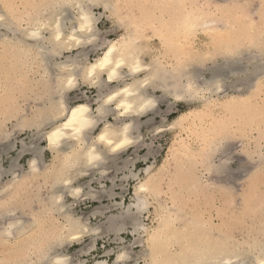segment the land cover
Segmentation results:
<instances>
[{"label": "bare ground", "instance_id": "1", "mask_svg": "<svg viewBox=\"0 0 264 264\" xmlns=\"http://www.w3.org/2000/svg\"><path fill=\"white\" fill-rule=\"evenodd\" d=\"M133 1L138 2L137 9L141 12L139 18L133 17L131 21V16L121 14V18L128 21H123L126 32L117 39L103 40L99 43L100 32L97 23L103 14L97 15L98 17L95 16L93 8L102 5L106 10H111L114 15L119 16L120 13L118 12L126 7L122 3L120 5L122 4L123 7H120L119 11V4L118 6L115 5V0H46L40 6L41 9L39 5H36V9L32 11L25 8L24 17H21L17 16L18 14L13 9L15 4L13 5L12 0H0V8L3 9L0 11V16L4 17L3 20H0V114L5 111L2 105L9 106V104L12 105V102H15L13 101L14 93L24 89L22 88L24 83L27 82L24 91L39 86L40 93L35 97L36 101L40 102L38 103L39 106L33 113H29L30 115L23 116V121L19 120L21 121L20 126H16V128L36 130L37 133L34 135V138H37L36 141L44 140L46 142L44 148L38 147V142L35 146L31 145V149H25L26 146H23V151L20 154L29 151L32 155V158L28 160V170L17 173L14 162L11 163L10 171L0 167V178L12 174V179H9L3 188H0V245L6 248V251H4L6 258L1 259L0 264H57V262L58 264H69V260L56 251L64 241H75L70 239V236H78L79 239L76 240L79 241L86 234H96V232H99V234L120 233L126 229V225L130 224L133 228L132 233L140 235L141 232H144L147 235L146 241L144 240L147 248L144 249V253L141 251L146 259L145 264H261L264 261V233L262 237L261 235L260 237L256 236L262 234L260 233L262 231H258V234L255 233V237L251 238L253 239L252 242L249 243L248 239L245 240L248 244L245 241V243H242L237 238L236 240L230 237V234L226 230L224 231L223 228V230L218 231V228H215L213 224H205L202 219L187 217V215L186 217L183 215L170 216L167 211H164L165 213L161 215L156 228L147 227L141 223L138 218L147 211V201L144 194L149 191L151 167L146 169L147 178L145 180L140 177L139 173H131V177L137 179L134 192L135 203L130 204L125 212L123 211L126 216L119 215V213L117 217H112L113 215L107 217L112 218L106 219V221H109L107 228L102 226L105 230L100 232V226L95 229L90 227L88 215L79 218L71 214L70 206L65 201L66 196H70L77 201L82 194V186L90 184L87 181V183L84 182L85 184L75 187V183L79 182L78 179L84 175L93 179L97 173L105 174L109 169L108 167H111V164L114 163V159H110V156L122 154L137 145L139 138H141L139 134L136 135L139 133L141 125L138 121L141 120V117L156 114V105L160 102L159 98H161L157 97L156 91H161L162 98L166 101L167 99H173L175 103L202 100L204 104H208L214 101L217 103L226 101L222 104L224 112L229 113L238 109L239 118H241L242 113L246 110L249 123L263 119L261 114H264V112L257 113L258 110L253 106L254 103H251L250 95L253 89L258 86V82L255 85L256 81L254 80L258 79V75L262 74L261 72L264 70L262 64L264 62L262 60L264 59V33L262 34L263 30L260 31L259 28L264 23V10L261 11L258 22L254 21V17L253 19L250 18L251 15L249 17L250 12L246 15L243 14L244 18L242 19L240 18L243 15H241L238 19L242 21L239 22L236 21L238 17L236 15L239 12L243 13L246 5L240 4V2L239 4L226 3L227 6L217 7L216 11H206L200 7L194 8L189 3L192 0H126L124 4L131 6ZM229 1L231 2V0L225 2ZM23 3L22 5L27 6ZM153 3H155V6L151 7L154 5ZM261 3H264V0H261ZM29 5H32V2ZM18 9L20 10V8ZM147 10H150L151 13L150 11L147 13ZM134 12L136 11L134 10ZM84 16L88 17L87 23L92 29L91 32L87 30L81 32L79 30L80 18ZM261 20L262 22H260ZM24 21L26 26L22 25ZM57 23L60 24L61 40L59 42L53 40ZM149 28L152 29L155 36L161 37L160 41L162 40L165 46L175 48L176 44H180L181 51L184 50L183 54H188V57L191 54L186 50V47H192L191 44L194 43L192 38L196 37L198 32L211 35L213 41L216 40L218 43L214 48L211 45L213 50H206L201 53H194L195 49H192L193 52L191 53H194V56L191 59L193 61L187 63V65H176L174 67L172 65L173 68L170 71L162 69L166 71L164 73L158 68L160 58L156 57L157 59L155 58L151 64L145 63L142 58L145 50L150 49L144 39L152 35L150 34L152 33L151 29L149 34L144 33V30L145 32L146 29L149 31ZM33 31L38 32V35L31 36ZM145 34L146 37H144ZM71 36H75V40L70 39ZM155 36L153 37L155 38ZM76 40H79L80 43L77 44ZM147 40H150V38ZM112 44H117L118 48V51L114 52L110 58L112 63L104 70L97 69L91 77H87L88 70L102 59L107 48ZM164 45L163 47H165ZM235 47L237 51H234L236 50ZM244 47L257 49L256 52L261 53L246 55L244 52L245 55L243 53L239 54L244 51ZM64 52L76 53L66 56L64 60L58 62L57 59L62 58ZM219 52L223 53L219 54ZM93 53H97V56L90 61L89 56ZM216 53L220 57L226 56L223 59V65L211 69H201L200 72H196L193 70L194 68L191 69V66L202 64L204 61L211 59L210 56H214ZM121 59L123 64L120 68H116V61ZM137 65L140 71L133 72L132 67ZM155 67L157 68L155 69ZM112 69H115L116 76L111 85H108L107 76ZM10 71H13L14 74H9ZM33 73L34 79L31 77ZM37 75L38 77H35ZM206 75L209 77H206ZM7 76L10 79L9 81L15 80L12 81L11 85L6 81L7 86L10 87L9 93L5 91L4 86L6 84L1 83V80L3 81ZM70 79L73 81L71 87L68 85ZM91 79H95L97 84L86 83V80ZM79 80L96 87L97 95L94 99H87L69 105L68 93L79 87L77 86ZM229 80L231 82L227 83L226 81ZM123 88H127L128 93H124ZM1 89L4 90L2 94ZM216 89L225 90L226 95L222 94L221 99L223 100L216 101V98H214L212 102ZM229 90L239 93L235 97H229L227 94ZM113 91H120V95L112 103L105 105L104 99ZM207 92H210L209 97L205 96ZM26 94V92L23 93V95ZM177 97H181V99L177 100ZM35 99L33 98V100ZM149 102L151 103L149 104ZM118 103L130 104L132 107L124 116H120L121 109L117 108ZM81 105L89 109L88 112L83 113V120L91 122L90 127H85L79 133L75 132L73 128L63 129L64 135L57 144L51 145L47 137L56 127L62 126V123L65 122V116H71L73 108ZM97 109H100V112H97ZM27 116L31 117L26 119ZM109 116L113 117L114 120L110 121ZM100 123L102 126L95 134L94 130L99 127ZM1 126L2 120H0ZM125 126H127L126 132ZM222 126L220 125V128ZM101 134L106 135L105 141L99 140ZM4 135L3 133V137ZM124 138H127L131 143L113 151L115 145ZM108 139L113 141L111 145L107 143ZM21 144L24 145V143ZM6 147L8 151L15 148L11 144ZM44 150L53 153L54 159L51 165L40 164ZM215 152V145L210 144L207 155ZM90 158L91 162H89ZM216 169L222 173L225 166ZM228 173L230 174V170ZM126 176L124 179L128 178ZM37 178L44 179L43 184L40 182L42 185H39L38 189L41 190L42 187H46V191L44 190V195L40 194L41 191L34 192L36 197L34 201L39 204V210L34 209L33 218L27 217L29 219L26 220L24 219V210L16 198V193L25 184L27 186L32 185V181L37 180ZM196 183L200 184L199 180ZM141 187H144L146 191L141 192ZM10 190V196L7 200L2 199L3 193ZM21 191L23 190L21 189ZM112 193H110L111 198L116 195ZM86 195L88 196L89 193ZM91 196L99 198L98 195L96 197ZM22 200L24 201V199ZM114 205L115 207H122L123 204L114 203ZM102 210L104 211V209H101V212L96 210L89 215L93 217L99 213L103 215ZM133 210L135 211L133 212ZM25 212H27V209ZM49 212L56 214L62 221L55 222L53 220L47 224L45 214ZM128 221L131 223H128ZM262 226L261 228L264 229ZM208 227L211 230H208ZM34 233L36 236L41 233L42 235L37 239H33V237H36L33 236ZM43 235H46L45 238ZM43 243L47 244L42 248ZM94 247L95 242L91 248ZM125 249L123 247L117 254L114 264H129L132 263L131 261H133V264L141 263L140 258H136L129 253V247ZM33 254L37 255L36 259L35 257L32 259ZM95 264L110 263L108 260H99Z\"/></svg>", "mask_w": 264, "mask_h": 264}, {"label": "rangeland", "instance_id": "2", "mask_svg": "<svg viewBox=\"0 0 264 264\" xmlns=\"http://www.w3.org/2000/svg\"><path fill=\"white\" fill-rule=\"evenodd\" d=\"M29 1L32 2V5H29ZM45 1L46 0H28L26 3V0H12L13 5L15 4L13 9L16 14H18L17 16L21 17H24L25 8L26 10L32 11L33 9H36V5H39V8L41 9L42 7L40 6H42ZM225 1L226 0H192L189 3L190 5L192 4L194 8L200 7L206 11H216L217 7L221 8L227 6L228 4L226 5V3L239 4L240 2V4H246L244 7L246 9H244L245 12H239V14L236 15V17L238 16L236 21L239 22L242 21L240 19L244 18L243 14L246 15L249 12V17L251 15L250 18L253 19L254 17V21L256 20L255 22H258L260 20V13L264 10V3H261V0ZM124 2H126V0H115V5L118 6L119 4V11L120 7L122 8L123 5L126 6L128 10H126V7H124L125 9L122 8L123 10L118 12L120 13L119 16L121 14H128V16H131V21L133 20V17L139 18L141 12L137 9L138 2L136 3V1H133L131 6L125 5L126 3L124 4ZM22 3L27 4V6L22 5ZM120 3L123 5L121 4V6ZM153 4L154 5L151 7L155 6V3ZM132 6L133 11L131 10ZM16 7L17 9L20 8L21 13L19 9L17 11ZM21 7L23 8L21 9ZM2 10L3 9L0 8V11ZM93 10L96 14L95 16L103 14L97 23V27L100 32L99 43L103 40L117 39L126 32L124 22H126L127 19L114 15L111 10H106L102 5L94 7ZM134 10L137 13L134 12ZM150 10H147V13ZM241 15L243 16L241 17ZM262 20L260 22H262ZM22 25L26 26L25 21ZM263 26L264 23H262V27ZM262 27L260 26L259 28L260 31L263 30L261 32L263 34L264 27L263 29ZM150 29L151 28H149V31L146 29V32L144 30V33L149 34ZM146 34L144 37H146ZM150 34L155 36L153 32ZM152 35H150V37L147 36V39L150 38V40L144 38L150 49L145 50L144 54H142V58L145 63L148 64H151L156 57L160 58L159 62L161 66L159 65L158 68L164 73L166 72L164 70L170 71L176 65H187V63L193 61L191 58H193L194 53L213 50L214 46L218 43L216 40L213 41L211 35L209 36L207 33L198 32L196 37L194 36L192 38V41H194V43L191 44L192 47H186V50L191 54L189 55V58L188 54H183L184 50L181 51L180 44H176L175 48H171L165 46L162 40L160 41L161 37L155 36L154 38ZM163 45L166 48L163 47ZM245 48L246 47H244V51L239 54H244V52L246 55L261 53H257V49L254 50L249 47H247L249 49ZM192 49H195L193 54L191 53L193 52ZM234 51H237V49ZM75 53L76 52H64V56L57 59V61L61 62L64 60V57ZM222 53L223 52H219V54ZM96 56L97 53H93V55L91 54L89 56V60H94ZM224 57L226 58V56L220 57L216 53V55L210 56L211 59L204 61L202 64H197L198 66L193 65L194 67L191 66V69L194 68L193 70L200 72L201 69L203 70L218 67L219 65H223V59H225ZM262 64L264 66V62H262ZM156 68L157 67H155V69ZM263 71L261 72L262 74L258 75V79L256 78V80H254L256 81L255 85H257L258 82V86L253 89L254 93L251 91L252 94L250 95L251 103H254L253 106L258 110L257 113L264 112ZM9 74L13 75L14 73L13 71H10ZM31 77L34 79V73ZM35 77H38V75ZM206 77L209 76L206 75ZM9 80L10 79L7 76L3 79V81L1 80V83L4 82L6 84V81H8L9 85H11L12 81H15L14 79L11 81ZM81 81L82 80H79L77 83V86L79 87L74 88L68 93L69 105H73L87 99H94L97 95L96 87L88 85L83 81L82 83ZM226 82L230 83L231 81L229 80ZM23 85L22 88L24 89L20 91L18 90L16 91L17 93H14L15 95L13 101L15 102H12V105L9 104V106L2 105L4 106L3 109H5V111H3L5 113L2 112V116L0 114V120H2V126L0 127V132H2L0 134V167L6 171H10L11 163L14 162L17 173L28 170V160L32 158L29 151L28 153L25 152L22 155L20 154V152L22 153L23 151V146H26L25 149H31V145L35 146L38 142L36 141L37 138H34V135L37 133L36 130L34 131L30 128L24 129L18 127L20 126V122L23 121V116L33 113L39 106L38 103L40 102L36 101L35 97L40 93V87L35 86L30 90L24 91L26 90L27 82L24 87ZM4 87L6 88L5 91L9 93L10 87H8L7 84ZM3 92L4 90L1 89V94ZM25 92L27 94L23 95ZM160 93L161 91H156V95H158L157 97H161L159 98L160 102L156 105V114L153 113L141 117V120L138 121L141 125L139 133L136 135L139 134L141 138H139L140 140L137 145L129 148L122 154L110 156V159H114V165L111 164V167H108L109 169L105 172V174L101 175L97 173L93 179L84 175L78 179L79 182L75 183V187H78L79 185L81 186L87 183V181L90 182L89 185L82 186V194L79 196V200L75 201L70 196H66L65 201L66 204L70 206L71 214L79 218H84L88 215L90 227L95 229L100 226V232L105 230L104 228H107L106 226L108 225L107 223L110 218L117 217L119 213V215H124L125 209L127 210V207L130 204L135 203L134 192L137 185V179H133L131 177V173H139L140 177L145 180L147 178L146 169L151 167L149 191L144 194L147 201V211H145L138 218L141 220L140 222L145 224L147 227L156 228L159 224L161 215L165 213L164 211H167L170 216L183 215L186 217L187 215V217L202 219L205 224H213L215 228H218V231L223 229L224 231L226 230L230 234H228L230 237L234 239L237 238L242 243L247 239L249 243L252 242L253 239L251 238H253V236L255 237V233L257 232L258 234V231H262L260 232L262 234H258L256 236L260 237L261 235L262 237L264 233V229L261 228L264 224V114H261L263 119L255 120V122L249 123V117L246 114V110L242 113L241 118H239L238 109L229 113L224 112L222 104L226 101H220L217 103L214 101V98H216V101L223 100L221 99V96L222 94L226 95L225 90L222 91L216 89L214 92L215 95L212 97V102H214L208 104L205 103L206 105L202 100L176 103L173 99H167L166 101V99L162 98V93ZM238 93L239 92H234L233 90L227 91L229 97H235ZM205 96L209 97L210 92H207ZM33 98L35 100H33ZM13 114L14 116H12ZM30 117L31 116H27L26 119ZM109 120L113 121L114 119L109 116ZM222 124L224 125L222 126ZM220 125L222 126L221 128ZM16 126H18V130ZM101 126L102 124L100 123L99 127L94 130L95 134ZM3 133L5 134L4 137ZM21 143H24V145ZM209 143L211 145H215L216 152L214 154L210 153L207 155L210 148ZM10 144L15 148L8 151L6 146ZM45 146L46 142L44 140H40V142H38V147L44 148ZM53 159V153L49 150H44L41 156L40 164L44 163L51 165ZM220 166H225L222 173L216 169ZM229 170L230 174L228 173ZM125 176L128 178L124 179ZM9 179H12V174L4 177L1 176L0 188H3ZM198 180L200 184L196 183ZM32 182H28L32 183V185H28V187L27 184H25V186H22L21 188L23 191L20 192L21 189H18L19 193H16V198L19 205L22 206L26 217L24 215L22 216H24V219L26 220L29 219H27V217L33 218L34 209H38L39 207V204L34 201L36 199L34 192L41 191L40 194L44 195V190L46 191V187H42L43 189L41 188V190L38 189L39 185H42L44 182L43 178H37V180L35 179ZM40 182L42 184H40ZM5 192L6 193H3L4 196L2 199L7 200L10 196L11 190ZM112 192L116 194H114L115 196L113 198L110 197V193ZM87 193H89L88 196L86 195ZM91 195H94V197L98 195L99 198L101 196L103 197L100 198V200L99 198H93ZM22 199H24V201ZM114 203H122L123 205L122 207H115ZM26 209L27 212H25ZM101 209H104V211L102 210L103 215L101 213H99L100 215L97 214V216L95 215L94 217L89 215L96 210H100L101 212ZM134 211L135 210H133V212ZM49 213L51 214V212ZM49 213L45 214L47 224L51 223L53 220L55 222H58L59 220L62 221V219L56 216V214L52 213L50 217ZM111 215L113 216L107 218ZM124 216H126V214ZM106 219L108 220L106 221ZM128 223L131 222L128 221ZM102 226H104V228ZM209 228L210 227H208V230H211ZM132 229V225L130 224L128 226L126 225V229L120 233L99 234V232H96V234H86L81 237L79 241L66 240L58 246L56 252L58 254H63L69 260V264H95L99 260H108L110 264H114L115 258L121 249L123 247L126 249L129 247V253L136 258H140V264H145L146 259L142 252L145 248H147L145 243L147 235L144 234V232H141L140 235H136L135 233H132ZM41 235L42 233L36 236L34 233L33 236L36 237H33V239H37ZM43 236L45 238L46 235ZM247 241L245 242L248 243ZM94 242L95 247L91 248ZM46 244L47 243H43L42 248ZM0 248L1 263V259L6 258L4 253L6 248L1 247V245ZM34 257L36 259L37 255L33 254L32 259H34ZM131 262L132 263L129 264H133V261Z\"/></svg>", "mask_w": 264, "mask_h": 264}, {"label": "snow or ice", "instance_id": "3", "mask_svg": "<svg viewBox=\"0 0 264 264\" xmlns=\"http://www.w3.org/2000/svg\"><path fill=\"white\" fill-rule=\"evenodd\" d=\"M4 17L0 16V20H3ZM81 20V25H80V31L83 32L85 30L91 32L92 29L90 27V25L87 23L88 21V17L84 16L80 18ZM38 35V32H31V36L35 37ZM70 39L75 40V36H71ZM123 39V38H122ZM53 40L55 42H59L61 40V34H60V24L57 23L56 25V32L53 36ZM90 42V41H89ZM76 43L79 44L80 41L76 40ZM118 48H117V44H112L110 47L107 48L106 53L103 55L102 59L95 65L92 66L91 69L88 70L87 72V77H91L92 73L95 72L97 69L100 70H104L107 66H109L112 63V60L110 59L113 56L114 52H117ZM123 64V60H118L116 61V68H120L121 65ZM133 72H137L140 71L139 66H134L131 69ZM116 76V72L115 69H112L108 76H107V80L109 82L108 85H111V82L114 80V77ZM86 83H91L93 85L97 84V81L95 79H91V80H86ZM145 83H147V81H145ZM68 85L71 87L73 85V81L70 79L68 81ZM122 91L124 93H128V89L127 88H123ZM120 95V91H113L111 94H108L106 96V99H104V104H110L112 103L114 100H116V98ZM181 99V97H177V100ZM151 102H149L150 104ZM131 105L130 104H117V108L121 109V111L119 112L120 116H124L130 109H131ZM143 110V109H141ZM89 109L86 106H78L75 107L71 110V116H65L64 120L65 122L62 123L61 127H56L54 131L51 132V134L47 137L49 143L51 145H55L58 143L59 139L64 135V131L63 129H69V128H73L75 132L79 133L81 132L85 127H90L91 122L89 121H85L83 120V113L88 112ZM97 112H100V109H97ZM127 131V126H125V132ZM99 140L100 141H105L106 140V135L105 134H101L99 136ZM107 143L109 145H111L113 143V141L111 139L107 140ZM131 143V141H129L127 138H124L123 140H121L119 143H117L115 145V148L113 149V151H115L116 149H120L122 147H124V145ZM89 162H91V158L89 160ZM79 191V190H77ZM140 191H146V189L144 187L140 188ZM70 239L72 240H76L79 239L78 236H70ZM58 264V262H57ZM261 264H264V261L261 262Z\"/></svg>", "mask_w": 264, "mask_h": 264}, {"label": "crops", "instance_id": "4", "mask_svg": "<svg viewBox=\"0 0 264 264\" xmlns=\"http://www.w3.org/2000/svg\"><path fill=\"white\" fill-rule=\"evenodd\" d=\"M109 262V261H108Z\"/></svg>", "mask_w": 264, "mask_h": 264}]
</instances>
